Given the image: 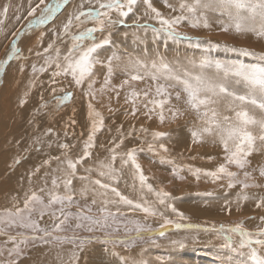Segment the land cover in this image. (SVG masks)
Segmentation results:
<instances>
[{
  "label": "snow or ice",
  "instance_id": "6c2138e0",
  "mask_svg": "<svg viewBox=\"0 0 264 264\" xmlns=\"http://www.w3.org/2000/svg\"><path fill=\"white\" fill-rule=\"evenodd\" d=\"M69 2L70 0H38L36 3L35 0H29L26 23L12 32L5 57L0 59V74L4 73L5 66L10 61L28 60L17 46L18 39L34 28L46 25ZM161 2L171 10L168 14L157 8L154 0H79L58 30L55 27L49 29L52 39L42 52L35 53L37 58L43 57V63L38 66L33 61L31 64L29 79L22 96L18 98V106L26 104V98L37 86L38 74L49 72L47 84L51 87L50 96L45 99L41 93L28 123L38 124L37 117L41 116L51 121L73 97L71 91L56 87L57 78L70 76L71 83L77 88L87 83V89L83 91V95L89 98L84 125L87 135L83 139L82 153L75 157L72 149L76 147V143L69 144L62 140L53 126H47L39 135L32 136L30 147L25 152H44L46 158L27 171L29 187L23 190V196L14 197L10 206L0 210V237L3 238L0 240V257H3L0 264H20L21 260L30 259L29 252L38 247H44L48 251L57 249V264H80L82 257L83 264H95L88 259L93 242H103L106 254L116 257L118 245L130 249L136 241L144 240L145 236L148 237L144 240L145 243L159 247L157 239L165 237L164 229L168 226L176 230H197L222 235L225 242L220 246L245 256L246 260L242 264H264V228L250 232L244 228L243 220L235 224L210 221L185 223L190 218L177 207L181 197L163 187H154L138 160L140 153H151L158 157L161 165L171 167L172 175L178 179H184L180 172L186 168L196 180L204 178L219 184L224 190L222 195L214 191L198 195L215 201L222 199L220 212L231 214L234 210L239 211L245 202H251L256 209L264 210V183H261L264 181V164L253 167L250 159L254 152L264 153V51L213 44L209 40L207 43L210 47H225L243 56L254 57L258 62L222 64L206 58L198 62L192 59L181 62L168 61L160 56L151 60L129 56L126 62L114 65L113 61L119 62L120 57L111 55L106 60H101L98 56V50L112 43L111 37L117 26L135 29L133 36L142 29L144 32L150 30L154 36L164 34L168 39L183 37L199 40L200 37H191L180 31V25L187 23L193 29H210V12L227 18L215 21L221 26V31L250 33L258 39H264V0H177L175 5L170 0ZM9 11L10 4L0 5V25L8 18ZM21 15L22 10L18 6L15 21L19 22ZM130 17L129 24L127 21ZM89 22L93 26L87 27ZM96 33H100V37ZM123 35L127 36L128 33ZM45 36V32L40 31L35 41L37 47ZM65 38L71 43L62 53L60 45ZM28 51L32 52V46H29ZM97 64H102L107 69L100 91L114 92L116 97L120 96L121 90L124 91V103L131 105L130 110L123 109L125 118H136L143 109L141 114L147 119L155 117L164 124L166 121L175 122L187 112L194 113L196 120L189 128L192 143L211 140L214 145H219L223 163H218L212 169L177 166L175 160L170 158L171 132L150 130L144 125L137 128L134 123L125 131L121 123L116 126V135L109 141L107 156L94 165L83 167L84 162L92 155L98 134L105 128L109 133L112 132V128L105 123L104 114L92 103L96 99L93 85L96 82L94 66ZM117 70L125 78L113 85L111 81ZM18 71L21 74L25 72V63L19 64ZM148 80L151 81L150 85L145 89H137L136 82ZM44 83L40 81L41 85ZM108 112L115 116L121 109L109 106ZM76 123L71 118L64 122L65 138L71 135L69 126ZM129 140H139L140 146L133 143L132 147L124 150L126 141ZM53 150L57 152L56 155L52 154ZM26 158L22 155L14 157L9 167L14 168ZM208 159L215 158L209 156ZM117 161L119 167L116 166ZM53 163L56 167H52ZM81 169L83 174H80ZM125 170L132 178V184L128 187L134 196L126 195L119 189ZM42 171L43 175H39ZM257 172L258 176L254 175ZM93 173L96 175L93 176ZM37 176L40 186L34 187V177ZM76 181H79V187L76 186ZM237 188L239 191L235 198H229L228 190ZM250 189L256 191H249ZM81 200L85 202L81 204ZM73 204L76 205L75 211L71 210ZM128 213H142L144 221L159 218L162 223L153 228L140 219L129 218ZM45 217L48 222L41 226L40 221ZM258 219L264 223V215H260ZM120 230L125 235H117ZM81 232L90 235H81ZM234 234L239 237L236 244L233 243ZM196 239L197 235L186 234L178 239L169 238V244L182 249L187 246L186 241ZM66 244L71 245L67 249V258L64 249ZM157 262L175 264L173 260L165 261L162 257H157ZM99 264H130V257L119 255L117 260L109 258ZM131 264L150 262L141 256L139 259L132 258Z\"/></svg>",
  "mask_w": 264,
  "mask_h": 264
},
{
  "label": "bare ground",
  "instance_id": "6f19581e",
  "mask_svg": "<svg viewBox=\"0 0 264 264\" xmlns=\"http://www.w3.org/2000/svg\"><path fill=\"white\" fill-rule=\"evenodd\" d=\"M35 2L38 3V0H35ZM170 2L175 5L177 0H170ZM4 3L10 4V11L6 21L0 25V59L5 57L7 46L12 39V32L22 28L26 23L25 17H27L29 0H0V5ZM77 3H79V0H70L46 25L34 28L31 32H27L21 36L17 41V46L20 48L21 53L28 57V60L10 61L5 66L4 73L0 74V210L6 206H10L14 202V197L23 196V190L29 187L26 176L27 171L34 168L36 164H39L41 159L46 158L44 152H25V149L30 147L32 136L39 135L47 126H53L58 131V135L62 140H65L69 144L76 143V147L72 149V155L74 157L82 153L83 139H86L87 135V130L84 125L87 118V103L89 98L83 95V91L87 89V83L82 85L81 88H77L71 83L70 76L57 78L58 84L56 87H63L67 91H71L73 97L61 107L55 118L51 121L47 117L41 116L37 117L38 124L30 125L28 123L30 115L37 106L41 93H43L45 99L50 96L51 87L47 84L49 72L38 74L37 86L32 89V92L26 98V104L23 107L18 106V98L22 96L29 79L31 64L33 61L38 66L43 63V57L37 58L35 53L37 51L42 52L43 48L47 47L49 40L52 39V34L49 29L55 27L58 30L59 26L66 19L68 12ZM154 4L165 14L171 11L163 5L161 0H154ZM18 6L22 10L21 20L19 22L14 19ZM208 15L210 23L212 24L210 29H193L187 23L180 25V31L186 32L191 37H200L201 39L199 40H189L183 37L179 39H168L164 34L154 36L150 30L144 32L142 29L137 32L136 36H133L132 33L136 31L135 29L126 26H117L111 37L112 43L98 50V56L101 60H106L111 55L120 57L119 62L113 61L114 65L126 62L129 56L141 57L147 60L160 56L168 61L179 60L181 62H186L188 59L198 62L200 59L206 58L210 61H220L222 64H252L258 62L254 57L243 56L239 52L230 51L225 47H210L207 43L209 40L213 44L220 43L235 47H246L260 52L264 51V39H258L250 33L236 34L233 31L223 32L220 30L221 26L215 21L217 19L226 20L227 18L211 12ZM127 22L129 24L131 23V17L128 18ZM150 23L153 22L150 21ZM86 26L91 27L93 25L89 22ZM40 31H44L46 36L37 47L35 41ZM73 31H76V29H73ZM125 32L128 33L127 36L123 35ZM96 35L100 37V33H96ZM70 43L71 41L65 38L64 42L60 45L62 53L67 50ZM29 46H32L31 53L28 51ZM20 63H25V72L22 74L18 71ZM106 70V67L102 64L94 66V79L96 82L93 88L96 90V99L92 100V103L104 114L106 118L105 123L112 128V132L109 133L107 128H105L98 134L96 145L92 149V155L84 162L83 167L94 165L98 160L107 156L106 149L110 146L109 141L116 135L115 128L121 123H123L125 131L134 123L137 128L140 125H144L150 130L157 129L171 132L172 139L169 144L171 149L170 158L175 160L177 166L183 167L190 165L193 168L212 169L218 163H223V153L219 145H214L211 140H207L204 143H192L189 128L195 123L196 117L194 113L187 112L184 117L179 118L175 122L166 121L164 124H161L155 117L151 120L147 119V117L141 114L143 109H141V113H138L136 118L130 116L125 118L123 109L128 108L130 110L131 105L124 103V91L121 90L119 97H116L114 92L107 90L104 92L100 91ZM124 78L119 70H117L111 83L117 85ZM40 81H44L45 83L41 85ZM150 84V80L136 82V87L138 90L145 89ZM109 106L120 108L121 112L113 116L108 112ZM180 106L183 107V105ZM73 109H75V112H73ZM69 118L75 119L77 123L69 126L68 131L71 135L65 138L63 127L64 122L69 121ZM113 121H115V124H113ZM81 133H84V135L81 136ZM17 141L20 143L17 144ZM133 143L136 146H140L139 140L135 142L129 140L126 141L124 150L127 147H132ZM45 151H47L46 148ZM52 154L56 155L57 152L53 150ZM21 155L27 158L21 160L14 168H10L9 165L12 163V159ZM209 156L215 159L209 160ZM250 159L252 166L257 167L259 164H264V153L254 152L250 156ZM138 160L145 175L150 177V183L154 187H163L173 195L181 197V200L177 203V207L190 218L189 221H184L185 223H204L205 221H210L217 224H235L243 220L244 228L250 232L253 229L257 231L259 228H264V223H261L258 219L260 215H264V210L256 209L253 203L245 202L239 211L234 210L231 214H228L219 211V205L223 203L222 199L215 201L212 198L198 195V193L207 191H214L222 195L224 190L219 187V184H214L204 178L196 180L189 174L186 168L180 172V175L184 179H178L172 175L171 167L161 165L158 157L151 153H140ZM116 166L119 167V161H117ZM52 167H56L55 163L52 164ZM232 170H236L234 166H232ZM80 174H83L82 169ZM39 175H43V171ZM92 175L95 176L96 173ZM254 175L258 176V172L254 173ZM22 177L24 178L22 179ZM75 183L79 187V181ZM261 183H264V181H261ZM131 184L132 178L127 173V170H125V175L119 182V189L126 195L134 196L135 194L128 187ZM33 186H40L39 176L34 177ZM237 191H239L238 188L228 190L230 194L229 198H235ZM249 191L256 190L250 189ZM84 202L83 200L80 201V203ZM233 207L235 208V205ZM122 210L126 211V209ZM131 214L135 213H128V215ZM249 217H256V219H249ZM170 218L175 219L174 216H170ZM47 222L48 220L40 221L41 226H45ZM146 223L150 224L153 228H157L162 221L159 218H149ZM164 231L166 234L165 237L157 239V243L160 245L159 247L147 243L143 245L134 243L132 248L124 249L123 246L119 247L118 245L116 248L118 255L116 257H109L106 254L103 243L93 242L88 259L95 262V264H99L100 261L109 258L117 260L119 255L129 256L130 264L132 258L139 259L141 256L149 261L150 264H158L157 257H162L165 261L171 259L175 264H242L246 260V257L242 256L239 252H233L230 249L220 246L225 242L222 235L216 236L214 233L197 230H176L171 226L166 227ZM116 234L125 233L118 231ZM186 234H195L197 235V239L195 241H186L187 246L182 249H177L169 244V238L178 239ZM96 235H101V233H96ZM2 239L0 237V240ZM238 241V235L234 234L233 243L236 244ZM70 248L71 245H64L65 258H67V249ZM244 251H247V249ZM56 252L57 249L55 248L48 251L44 247H38L29 252L30 259L21 260L20 264H57ZM0 259H3V257H0ZM80 264H83V257L81 258Z\"/></svg>",
  "mask_w": 264,
  "mask_h": 264
},
{
  "label": "rangeland",
  "instance_id": "374dc122",
  "mask_svg": "<svg viewBox=\"0 0 264 264\" xmlns=\"http://www.w3.org/2000/svg\"><path fill=\"white\" fill-rule=\"evenodd\" d=\"M81 204H83V203H81ZM72 207L73 208H71V210L72 211H75L76 210V205L75 204H73L72 205ZM128 217L129 218H132V219H140L141 220V222H143V223H146L147 221H144L143 220V214L142 213H135V214H131V215H128ZM45 221H47L48 220V218L47 217H45V219H44ZM248 230V229H247ZM120 231H122V230H120ZM252 232H255L256 230H251ZM81 233H84V232H81ZM81 235H90L89 233H84V234H81ZM120 236H123V235H125V234H119ZM148 239V237L147 236H145V238H144V240H147ZM152 239H157L156 237H152ZM144 240H138V241H136L135 243H138V244H146L145 242H144ZM99 243H103V242H99ZM148 244V243H147ZM105 246V245H104ZM122 245H119V247H121Z\"/></svg>",
  "mask_w": 264,
  "mask_h": 264
}]
</instances>
